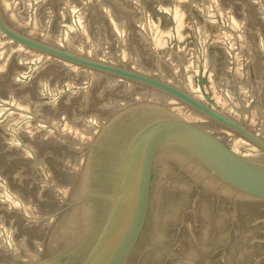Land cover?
Listing matches in <instances>:
<instances>
[{
	"label": "water",
	"instance_id": "1",
	"mask_svg": "<svg viewBox=\"0 0 264 264\" xmlns=\"http://www.w3.org/2000/svg\"><path fill=\"white\" fill-rule=\"evenodd\" d=\"M0 0V264H264V0Z\"/></svg>",
	"mask_w": 264,
	"mask_h": 264
},
{
	"label": "rangeland",
	"instance_id": "2",
	"mask_svg": "<svg viewBox=\"0 0 264 264\" xmlns=\"http://www.w3.org/2000/svg\"><path fill=\"white\" fill-rule=\"evenodd\" d=\"M178 2L182 3V4H186L189 2V0H177ZM211 3L213 5L214 11L216 12L217 16L221 18V22H222V27L224 29L226 28V21L224 20L225 18V13L221 10L218 1L217 0H211Z\"/></svg>",
	"mask_w": 264,
	"mask_h": 264
}]
</instances>
